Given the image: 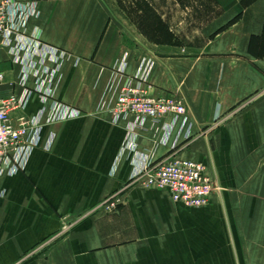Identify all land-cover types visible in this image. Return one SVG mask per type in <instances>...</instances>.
Returning a JSON list of instances; mask_svg holds the SVG:
<instances>
[{
	"label": "crops",
	"instance_id": "0c3cea01",
	"mask_svg": "<svg viewBox=\"0 0 264 264\" xmlns=\"http://www.w3.org/2000/svg\"><path fill=\"white\" fill-rule=\"evenodd\" d=\"M129 1L146 6L132 21L125 0H16L35 5L26 32L66 56L53 96L32 94L11 115L15 124L44 111L39 147L23 170L0 176V264H264V0ZM142 23L181 43L145 45ZM149 66V95L184 101L180 136H164L170 118L133 131L132 118L112 120L119 89ZM0 73L3 95L33 88L7 50ZM53 101L80 116L46 125ZM172 157L206 166L216 187L208 205L130 180Z\"/></svg>",
	"mask_w": 264,
	"mask_h": 264
},
{
	"label": "built area",
	"instance_id": "2783aa9c",
	"mask_svg": "<svg viewBox=\"0 0 264 264\" xmlns=\"http://www.w3.org/2000/svg\"><path fill=\"white\" fill-rule=\"evenodd\" d=\"M36 14L35 5L20 4L16 0H0V50H7L12 63L22 66L34 79L31 90L25 89L20 96L3 95L0 92V176L13 175L23 170L30 152L39 147L40 131L44 111L33 118L20 117L13 123L11 115L23 110L30 95L36 94L43 100L53 96V86L58 82L65 53L40 41L37 31L27 33L29 18ZM52 63V67L45 62ZM151 66L138 73L137 86H122L110 109L113 122L132 118L130 130L142 128L145 123L159 125L170 118L165 127L167 138L174 130L178 135L188 129V114L183 99L171 94L151 96L147 79ZM124 73V66L118 69ZM3 74L0 73V84ZM80 116V112L66 104L53 101L45 124L51 125ZM190 137L187 131L184 138ZM55 135L48 136L43 148L49 151ZM133 144V141L131 142ZM133 146V145H132ZM130 180L142 188H154L166 193L171 201L189 208L208 205L216 191L206 166L200 162L168 158L156 163H145L134 171ZM115 208L109 200L106 209Z\"/></svg>",
	"mask_w": 264,
	"mask_h": 264
},
{
	"label": "rangeland",
	"instance_id": "374dc122",
	"mask_svg": "<svg viewBox=\"0 0 264 264\" xmlns=\"http://www.w3.org/2000/svg\"><path fill=\"white\" fill-rule=\"evenodd\" d=\"M119 7L124 9V12L126 14V16L128 17V20L132 21L131 18V13L133 11V9L137 8V5L140 6V8L142 9V7H146L145 4L143 2H136L135 5L133 6V4L129 1V0H125V2H119ZM134 7V8H133ZM146 18V17H145ZM145 21H147V18L144 19ZM147 23L146 24H141V29H142V34H140V38L142 39V42L145 43V45H159V42L163 43V42H170L173 44H180V40L178 38H176L175 36H165V34L163 33V31L157 30V32L154 33H149L148 27H147Z\"/></svg>",
	"mask_w": 264,
	"mask_h": 264
}]
</instances>
